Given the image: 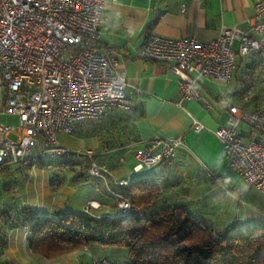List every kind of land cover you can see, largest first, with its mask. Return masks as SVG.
Masks as SVG:
<instances>
[{"label": "crops", "instance_id": "crops-1", "mask_svg": "<svg viewBox=\"0 0 264 264\" xmlns=\"http://www.w3.org/2000/svg\"><path fill=\"white\" fill-rule=\"evenodd\" d=\"M254 2L104 0L100 45L124 71L126 90L132 96L133 107L130 111L108 109L98 120L77 123L74 131L89 142L85 150L94 151V159L110 167V175L90 180L80 176L85 170L79 169L81 173L76 176L80 177L75 176L68 186L58 188L47 177L48 183L35 184L28 167L11 165L0 178V209L13 202L17 205L23 202L25 206L38 209L40 216H55L59 204L69 206L71 185L92 182L91 188L82 194V211L76 213L88 214L83 206L87 201L95 200L100 205L88 215L115 216L118 208L114 192H119L116 182L121 178L128 179L132 174L134 178H146L159 187V196L152 206L182 204L215 229L232 224L233 230L244 231L264 225V194L247 185L229 167L222 143L214 133L225 123L228 105H237L244 110L264 106V49L259 53L240 55L237 51L239 42L235 41V66L230 80L199 79L196 88L202 95L200 100L182 98L176 75L167 71L163 64L142 59L137 54L150 33L173 38L191 35L198 41L208 42L218 36L222 25L238 26L251 32L248 20L253 15ZM205 101L209 104L207 108L202 106ZM238 131L242 141L246 142L247 125L240 122ZM178 135H182L183 145L172 159L144 172L134 171V148L145 145L155 136ZM70 159L73 164H79L80 159L88 162L83 156L72 155ZM36 170L42 176L51 172L46 167ZM18 176L26 180L21 182L20 189L14 182H5L16 180ZM93 244L44 259L27 248L22 225H10L0 217V251H5L0 256V264H90V255L111 258L106 255L107 247ZM116 246L119 245L112 247ZM122 254L130 260L126 248Z\"/></svg>", "mask_w": 264, "mask_h": 264}, {"label": "built area", "instance_id": "built-area-1", "mask_svg": "<svg viewBox=\"0 0 264 264\" xmlns=\"http://www.w3.org/2000/svg\"><path fill=\"white\" fill-rule=\"evenodd\" d=\"M103 9L104 0H0V115L18 116L15 126L0 121V178L11 165L34 173L40 159L68 154L89 160L88 178L110 175V167L97 162L94 151H69L57 137L58 132L73 133L77 123L100 119L108 109L133 107L124 71L100 45ZM248 21L251 32L222 25L218 36L208 42L191 35L173 38L150 33L137 54L176 75L182 98L200 100L199 79L230 80L235 41L240 55L264 49V0H255ZM240 122L248 127L246 142L238 131ZM214 133L229 167L264 194V106L244 110L228 105L226 121ZM182 145V135L149 139L132 151L134 171L172 159ZM128 183L121 178L116 185ZM114 194L117 214H127L130 201ZM99 205L89 200L83 209L89 213ZM90 264L120 263L90 255Z\"/></svg>", "mask_w": 264, "mask_h": 264}, {"label": "trees", "instance_id": "trees-1", "mask_svg": "<svg viewBox=\"0 0 264 264\" xmlns=\"http://www.w3.org/2000/svg\"><path fill=\"white\" fill-rule=\"evenodd\" d=\"M58 165L68 166V161L46 157L37 167ZM118 190L131 203L125 215L63 211L40 216L39 210L13 202L0 209V217L22 225L27 248L46 259L100 243L125 247L133 264H264V225L244 231L233 230L232 224L215 229L182 204L152 206L159 187L142 177Z\"/></svg>", "mask_w": 264, "mask_h": 264}, {"label": "rangeland", "instance_id": "rangeland-1", "mask_svg": "<svg viewBox=\"0 0 264 264\" xmlns=\"http://www.w3.org/2000/svg\"><path fill=\"white\" fill-rule=\"evenodd\" d=\"M0 121L3 123H8V124L15 126V125H18V116L15 114H3V115H0ZM10 137L16 138V136L12 133L10 134ZM58 138H59L60 144L72 152L80 151L82 153V152H84L86 147L89 146V142L87 140H85L81 135H79V133H77L75 131L71 134H67L64 132L59 133ZM70 156H72V154H68V155L64 156V160L68 161V166H62L61 168H60V165L55 166L54 169H51V172H48V173L46 172V173H44L45 175L43 174V176H42V174H40L38 172V170L35 169L36 172L31 173L32 174L31 175L32 182H34L35 184H37V183L39 184L41 181H43V183H45V182L48 183L49 181H46V177H47V180L50 179L51 182H53L58 188H60L61 186H68L70 181H73L72 178H74L77 173H81L78 171L79 169L85 170L84 173H81L80 176L87 177V168L89 165V160L87 162L86 159H80V160H78L79 164H73V162L70 159ZM77 158H79V157H77ZM58 162H57V164H58ZM73 171L75 172V175H73ZM142 172H144V170ZM41 176L43 177V180H41V178H42ZM80 176L77 175L76 177H80ZM91 178H98V177H91ZM91 178H90V180H94ZM128 179H130V180L134 179L133 175L129 174ZM7 180H9V181H7ZM7 180L5 181L7 184L14 182L13 184L18 186L19 189H20V186L22 185L21 182L26 181L25 178L22 179L20 176L16 177V180H13V179H7ZM91 184H92V182L84 183V184H81L79 186H78V184L71 185V187L73 188L72 189L73 191H72V194L69 195V199H68V205L69 206L63 207L62 206L63 204H59L58 210H57L58 214H61L63 211H65L67 213L70 211L75 212V213L81 212L82 209H81L80 204H81V200L83 198L82 194H83V192H87V188H91ZM0 191L2 192V181H0ZM6 199H8V198H6ZM23 205H25V204L22 202V204L21 205L19 204L18 206H23ZM61 206H62V208H60ZM93 246L107 247L109 251H107L106 255L110 256L112 259H115L117 262H119L121 264H133L127 257L123 258L122 255H124V254H122V252L125 251V248L122 246L112 247V246H108V245L100 244V243H94ZM5 247L6 246H4V248ZM1 249H3V248H1ZM1 251H0V256H2L5 253V251H2V252ZM44 259H46V258H44ZM50 259H52V258H50Z\"/></svg>", "mask_w": 264, "mask_h": 264}]
</instances>
